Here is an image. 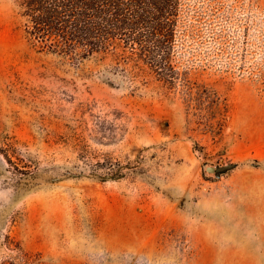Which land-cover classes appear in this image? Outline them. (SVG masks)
Returning <instances> with one entry per match:
<instances>
[{
  "label": "rangeland",
  "instance_id": "374dc122",
  "mask_svg": "<svg viewBox=\"0 0 264 264\" xmlns=\"http://www.w3.org/2000/svg\"><path fill=\"white\" fill-rule=\"evenodd\" d=\"M25 22L0 0V264H264V0H181L171 87ZM75 140L142 168L92 175ZM22 155L48 170L17 182Z\"/></svg>",
  "mask_w": 264,
  "mask_h": 264
},
{
  "label": "trees",
  "instance_id": "16d2710c",
  "mask_svg": "<svg viewBox=\"0 0 264 264\" xmlns=\"http://www.w3.org/2000/svg\"><path fill=\"white\" fill-rule=\"evenodd\" d=\"M25 17V34L39 48L83 58L96 52H111L119 62L130 65L128 72L137 77L151 72L166 87L179 78L173 63L178 39L181 0H15ZM148 68V70H146ZM216 98H214L215 100ZM67 142L75 133H56ZM78 158L87 171L97 177L133 176L142 168L139 159L123 162L113 156L91 152L86 144L74 142ZM7 156L17 182L31 183L42 171L32 156ZM54 168L59 166L53 165ZM78 168L76 164L74 166ZM66 171H69L66 168ZM84 170L78 169L79 173ZM46 177H51L47 174ZM55 178V177H51ZM88 227L95 219L88 215ZM11 249L20 250L15 240L7 238ZM26 254V253H25ZM25 261V260H24Z\"/></svg>",
  "mask_w": 264,
  "mask_h": 264
}]
</instances>
